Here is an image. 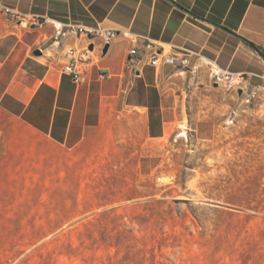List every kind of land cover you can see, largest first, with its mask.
Masks as SVG:
<instances>
[{
  "label": "rangeland",
  "instance_id": "374dc122",
  "mask_svg": "<svg viewBox=\"0 0 264 264\" xmlns=\"http://www.w3.org/2000/svg\"><path fill=\"white\" fill-rule=\"evenodd\" d=\"M176 109L157 146L73 181L0 110V264H264V94L210 85Z\"/></svg>",
  "mask_w": 264,
  "mask_h": 264
},
{
  "label": "crops",
  "instance_id": "0c3cea01",
  "mask_svg": "<svg viewBox=\"0 0 264 264\" xmlns=\"http://www.w3.org/2000/svg\"><path fill=\"white\" fill-rule=\"evenodd\" d=\"M18 17L48 22L22 31ZM53 22L140 38L120 36L106 55L90 47L93 63L76 84L62 73L66 51L89 42L71 36L53 47ZM149 41L190 65L150 67ZM133 48L143 57L136 74L126 68ZM213 68L244 75L250 90L264 87V0H0V110L27 131L32 156L54 160L67 181L157 146L182 117L177 102L213 85Z\"/></svg>",
  "mask_w": 264,
  "mask_h": 264
},
{
  "label": "built area",
  "instance_id": "2783aa9c",
  "mask_svg": "<svg viewBox=\"0 0 264 264\" xmlns=\"http://www.w3.org/2000/svg\"><path fill=\"white\" fill-rule=\"evenodd\" d=\"M17 20L25 27H42L48 21L39 17H33L31 19L26 17H18ZM54 36L52 39V46L59 48L62 46L63 41L71 36L80 38L85 36L88 40V45L83 49L70 48L66 51V57L68 61L62 67V73L69 76L74 83L79 84L84 81V72L86 67L93 63V49L98 46L99 53L102 55L106 46L114 44L120 36L130 37L128 33H121L113 30L105 29H86L85 27L77 25H63L61 23L53 22ZM140 37H130L134 43H137ZM99 41V43H95ZM145 49L147 52V64L158 69L162 64L173 66L176 69L185 70L190 65V58L188 55L179 56L173 53L163 52V48H157L156 45L150 41L146 44ZM146 56V54H144ZM143 62V57L140 56V52L137 48H133L128 56L126 68L133 74L139 73V67ZM111 75L101 74V80L111 79ZM213 85L218 87L225 85L228 89H235L236 92L241 91V96L247 99V102L258 97L261 93L264 94V87L261 89L250 90L246 84V77L244 75H233L227 71L215 68L212 72Z\"/></svg>",
  "mask_w": 264,
  "mask_h": 264
},
{
  "label": "water",
  "instance_id": "95a60500",
  "mask_svg": "<svg viewBox=\"0 0 264 264\" xmlns=\"http://www.w3.org/2000/svg\"><path fill=\"white\" fill-rule=\"evenodd\" d=\"M108 50H109V46H106L105 48H104V50H103V55H106L107 54V52H108ZM34 55L35 56H40L41 55V52L40 51H36L35 53H34ZM215 87H217V85H215ZM241 91H239V94L241 95Z\"/></svg>",
  "mask_w": 264,
  "mask_h": 264
},
{
  "label": "bare ground",
  "instance_id": "6f19581e",
  "mask_svg": "<svg viewBox=\"0 0 264 264\" xmlns=\"http://www.w3.org/2000/svg\"><path fill=\"white\" fill-rule=\"evenodd\" d=\"M214 69V68H213Z\"/></svg>",
  "mask_w": 264,
  "mask_h": 264
}]
</instances>
